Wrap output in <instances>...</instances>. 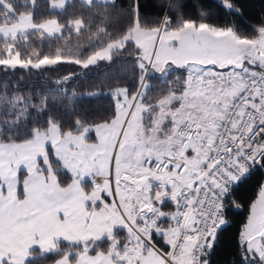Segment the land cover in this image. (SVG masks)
Segmentation results:
<instances>
[{"label": "snow or ice", "instance_id": "6c2138e0", "mask_svg": "<svg viewBox=\"0 0 264 264\" xmlns=\"http://www.w3.org/2000/svg\"><path fill=\"white\" fill-rule=\"evenodd\" d=\"M224 4L238 10L231 0ZM0 7L11 5L0 0ZM139 8V0H130L126 27L83 60L65 56L59 47L54 56L33 48L23 58L19 37L27 42L28 31L41 37L60 33L63 26L55 19L34 25L21 17L16 28L0 27L5 68L41 69L61 62L88 68L111 61L130 43L137 68L136 91L117 86L110 93L112 116L88 129L78 115L70 128L54 115L59 109L50 105L65 100L66 112L74 111L73 97L64 90L36 97L9 94L7 85L0 90V264H27L57 251L70 239L67 230L88 228L93 220L105 227L90 239L106 242L107 248L93 255L95 244L70 240L76 252H66L57 264H72L73 255L75 264H212L229 198L245 177L264 169V75L253 72L264 73V23L248 39L231 26L198 23L180 13L148 24ZM71 26L80 33L84 21ZM174 72L185 79L169 82ZM153 76L169 84L161 90L173 93L166 104L145 103L157 86L149 83ZM176 83H183V92ZM186 93L185 115L180 109ZM64 175L71 187L61 183ZM86 177L95 185L90 195L79 187ZM165 202L173 210L164 211ZM68 205L78 208L82 222ZM154 236L168 248L157 247ZM237 253L239 264H264V182L238 233Z\"/></svg>", "mask_w": 264, "mask_h": 264}, {"label": "trees", "instance_id": "16d2710c", "mask_svg": "<svg viewBox=\"0 0 264 264\" xmlns=\"http://www.w3.org/2000/svg\"><path fill=\"white\" fill-rule=\"evenodd\" d=\"M49 1L51 0H7L11 8L0 7V21L7 20L10 23L21 14H30L35 23L53 18L63 26V30L58 35L44 34L41 37L32 31L26 33L27 42L23 41L24 36L19 37L18 48L23 58H28L26 53L33 48L37 49L41 56L45 54L54 56L59 47L65 56L71 55L83 60L104 47L107 42H111V39L117 37L128 24L129 15L124 10L128 8L130 0L90 3L71 0L62 10L49 9ZM231 2L238 10L225 7L224 0H139V10L141 18L148 24H154L164 14L175 18L180 13L184 18L198 23L207 22L220 27L231 26L245 38H253L255 29L264 23V0H231ZM77 19L84 21L80 33L71 26ZM103 28L105 31L101 32ZM2 44L3 38L0 37V47ZM136 73L135 46L130 43L125 50L114 53L111 61L100 60L88 68L66 62L43 66L41 69L31 67L11 69L0 66V90L7 85L9 94L18 91L22 95L31 94L34 97L57 89L64 90L73 97L74 111L66 112L65 100L58 105H50L59 109L54 115L65 121L66 128L72 126L73 120L78 115L82 121H86L84 124L86 129L112 116L114 100L110 93L117 86L127 87L130 92L136 91ZM177 76H180V81L184 80L183 73L174 72L169 77V82ZM172 77L174 78L171 80ZM149 83L157 86L150 90L146 104L164 102L167 96L173 94L171 91L162 93L161 90L168 89L169 84L161 83L158 76L150 77ZM173 86L180 92L184 89L183 83H176ZM90 137L93 138L92 133ZM60 180L65 185L71 182L67 175L61 176ZM263 181L264 169H257L236 186L227 205V224L222 227L217 247L210 257L212 264H239L237 236L248 215L249 205L256 198L258 188ZM81 186L83 191L88 192L91 187L90 180H85ZM236 203L241 207L236 208ZM163 206L167 211L173 210V206L169 203ZM124 234L123 231L120 232V235ZM153 242L159 248H168L159 236H154ZM106 248V242L98 241L92 254ZM76 250L73 243L62 242L59 243L57 251L46 253L42 257H39L37 252L36 256L39 258H29L27 264H53L61 257H65L66 252L75 253ZM75 260L76 257L73 255L72 263Z\"/></svg>", "mask_w": 264, "mask_h": 264}, {"label": "rangeland", "instance_id": "374dc122", "mask_svg": "<svg viewBox=\"0 0 264 264\" xmlns=\"http://www.w3.org/2000/svg\"><path fill=\"white\" fill-rule=\"evenodd\" d=\"M71 0H65V4H64V6L63 7H53L52 6V2H53V0H51V1H49V9H51V10H53V9H57V10H62L64 7H65V5L68 3V2H70ZM82 1H84V0H82ZM87 1V0H86ZM87 3H89V2H87ZM24 18L25 20H27L28 18H30L31 19V15L30 14H21V15H19L17 18H16V20L15 21H13V22H10V23H8L7 25H4V24H1L0 25V27H7V26H11V28H16V27H18V26H20V18ZM51 19H53V18H51ZM47 20H50V19H47ZM47 20H45V21H47ZM31 21H32V19H31ZM45 21H42V22H39V23H35V22H33L32 21V23L34 24V25H39V24H41V23H43V22H45ZM23 27L24 28H27L28 27V25L27 24H24L23 25ZM28 32H32V31H28ZM27 32V33H28ZM59 33H56V34H54V35H58ZM45 35H47V33H45ZM54 35H52V36H54ZM49 36V35H48ZM106 46V45H105ZM104 46V47H105ZM98 50H100V49H98ZM5 58H7V57H5ZM174 77H172L171 78V80L173 79ZM184 79H185V77H184ZM184 91V89L181 91V92H183ZM173 94H170L169 96H167V98L165 99V101L163 102V103H167V101L171 98V96H172ZM190 96V93H186L185 94V99H184V101H183V107L180 109V111L181 112H184L185 113V115L187 114V110L189 109V107H190V104H189V99H188V97ZM89 128H91V127H89ZM86 129H88V128H86ZM92 134H93V138H94V132H92ZM89 136H90V133H89ZM89 179V177H86V178H82L81 179V181H80V184L81 183H83L85 180H88ZM264 182V181H263ZM90 186V185H89ZM93 191L94 190V186L91 184V187H90V190L89 191ZM110 199H112V198H110ZM109 223H110V221H109ZM94 225V226H93ZM93 225H89V229H91V233H90V236H94V235H96L97 234V232H99V230L100 229H102V228H104L105 227V224H104V222L101 220V221H99V222H97L96 220H93ZM114 231H115V228H114ZM100 235L102 236L103 235V233L101 232L100 233Z\"/></svg>", "mask_w": 264, "mask_h": 264}, {"label": "crops", "instance_id": "0c3cea01", "mask_svg": "<svg viewBox=\"0 0 264 264\" xmlns=\"http://www.w3.org/2000/svg\"><path fill=\"white\" fill-rule=\"evenodd\" d=\"M82 1V0H81ZM92 1H97V2H111L113 0H91ZM83 2L87 3L89 2V0H84ZM53 10H57V9H53ZM68 187H71V182L69 183V185H67ZM79 187H80V191L83 192L85 195H90L92 190L91 191H88V192H85L83 191L82 189V186L81 184H79ZM111 199L110 197H106V202H110ZM162 209L164 211H167L165 210V207L163 206ZM66 210L70 213V214H74V215H77V216H81V222L83 220V216L82 214L79 212L78 208L75 206V205H68ZM62 215V213H61ZM164 224H167V221L164 220L162 221ZM90 233H91V229H89V226L88 228H82L80 229L79 231L77 230H74V229H69L67 230L64 235L70 239H65L63 242L65 243H71L70 240H79L81 243L87 241L89 244H96L99 240L97 241H93L92 239H90ZM58 240H60L61 238L60 237H57ZM96 254V253H95ZM93 254V255H95ZM66 258V257H65ZM61 259V258H60ZM58 259V260H60ZM57 260V261H58ZM57 261L53 264H57ZM72 264H75V262H73Z\"/></svg>", "mask_w": 264, "mask_h": 264}, {"label": "built area", "instance_id": "2783aa9c", "mask_svg": "<svg viewBox=\"0 0 264 264\" xmlns=\"http://www.w3.org/2000/svg\"><path fill=\"white\" fill-rule=\"evenodd\" d=\"M250 67H251V66H250ZM227 70H228V69H225L224 71H227ZM253 72H254V74L257 76V78H259L261 75H264V73H262L261 70H259V69H254ZM252 74H253V73H250V74H249L248 79L251 78V75H252ZM89 180H90V183L95 187V185H94V183H93V178L90 177ZM165 203H169V204H171L170 202H165ZM171 205H172V204H171ZM172 206H173V205H172ZM173 208H174V206H173Z\"/></svg>", "mask_w": 264, "mask_h": 264}]
</instances>
